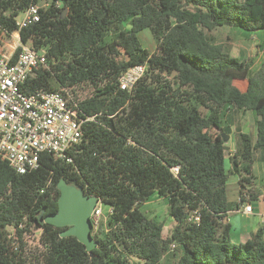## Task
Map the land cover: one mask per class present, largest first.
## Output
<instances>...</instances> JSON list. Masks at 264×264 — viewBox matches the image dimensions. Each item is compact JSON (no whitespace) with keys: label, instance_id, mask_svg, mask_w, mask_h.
I'll return each mask as SVG.
<instances>
[{"label":"trees","instance_id":"16d2710c","mask_svg":"<svg viewBox=\"0 0 264 264\" xmlns=\"http://www.w3.org/2000/svg\"><path fill=\"white\" fill-rule=\"evenodd\" d=\"M32 4L41 18L21 37L46 52L49 67L23 91L70 89L95 118L70 161L44 154L37 169L19 173L0 157V264H28L25 238L35 229L41 264H264V225L235 242L225 222L230 176L251 182L254 151L264 147V56L254 66L217 41L223 27L264 34V0H0V39ZM144 29L153 52L139 38ZM140 64L145 75L122 89V74ZM232 108L258 116L256 141L241 133L234 154L225 140ZM61 178L109 208L90 251L62 237L66 227L40 221L43 209H58ZM156 196L168 200L174 223L166 238L165 221L142 209ZM172 244L179 255L165 260Z\"/></svg>","mask_w":264,"mask_h":264},{"label":"built area","instance_id":"2783aa9c","mask_svg":"<svg viewBox=\"0 0 264 264\" xmlns=\"http://www.w3.org/2000/svg\"><path fill=\"white\" fill-rule=\"evenodd\" d=\"M40 9L39 4L30 5L17 18L18 29L5 31L6 38L0 39V157L19 173L37 169L44 154L70 161L68 151L80 141L84 123L95 118L82 112L79 98L70 89L23 91L31 76L49 67L46 52L21 37L23 28L40 21ZM146 69V64H140L124 72L121 88L133 89ZM172 171L178 174L179 166ZM240 203L244 211H252V204L242 197ZM102 214L100 201L91 215L94 229L99 228ZM193 217L199 220L200 214Z\"/></svg>","mask_w":264,"mask_h":264},{"label":"crops","instance_id":"0c3cea01","mask_svg":"<svg viewBox=\"0 0 264 264\" xmlns=\"http://www.w3.org/2000/svg\"><path fill=\"white\" fill-rule=\"evenodd\" d=\"M225 119L228 130L225 139L231 154L240 152L243 147L241 133L249 135L253 143L256 141L258 116L255 111L232 108L227 112ZM253 157L251 182L243 186L238 173L232 174L229 178L230 209L225 222L231 224V238L235 242L246 241L264 225V147L255 150ZM241 196L245 203L252 204L251 212L244 211V206L240 203Z\"/></svg>","mask_w":264,"mask_h":264},{"label":"rangeland","instance_id":"374dc122","mask_svg":"<svg viewBox=\"0 0 264 264\" xmlns=\"http://www.w3.org/2000/svg\"><path fill=\"white\" fill-rule=\"evenodd\" d=\"M19 19L22 15H19ZM217 41L222 43L227 51H229L233 56L239 58H247L254 61V66H258L262 57L264 56V34L256 33L251 34L243 30L223 27L217 33ZM139 38L142 44L148 48L151 52L156 50L157 42L153 34L149 29H144L139 33ZM241 88L246 87V81L238 82ZM90 93L89 88L86 90H79L78 95L85 97ZM168 200L162 197H154L150 201L142 205V209L147 213L149 217L157 218L163 220L166 223L165 229L163 231L164 237H168L171 233L173 227V220L169 215V205ZM104 213L101 216L103 220L104 216L108 213V206H103ZM41 230L35 229L31 233L26 234V255L28 259V264H41V250L43 248L40 243ZM180 249L175 247L174 244L171 245L165 260L173 261L176 260L179 255Z\"/></svg>","mask_w":264,"mask_h":264},{"label":"water","instance_id":"95a60500","mask_svg":"<svg viewBox=\"0 0 264 264\" xmlns=\"http://www.w3.org/2000/svg\"><path fill=\"white\" fill-rule=\"evenodd\" d=\"M226 140V139H225ZM60 196L58 209L55 212L43 215L41 211L40 221L51 223L58 227H68L61 232V236H76L86 245L90 251L97 246L93 236L94 225L91 215L100 202L99 197L90 195L82 185L69 183L65 178L58 182Z\"/></svg>","mask_w":264,"mask_h":264},{"label":"flooded vegetation","instance_id":"af4514ba","mask_svg":"<svg viewBox=\"0 0 264 264\" xmlns=\"http://www.w3.org/2000/svg\"><path fill=\"white\" fill-rule=\"evenodd\" d=\"M66 228H68V227L66 226Z\"/></svg>","mask_w":264,"mask_h":264}]
</instances>
